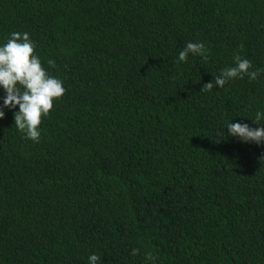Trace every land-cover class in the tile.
<instances>
[{
  "label": "trees",
  "instance_id": "trees-1",
  "mask_svg": "<svg viewBox=\"0 0 264 264\" xmlns=\"http://www.w3.org/2000/svg\"><path fill=\"white\" fill-rule=\"evenodd\" d=\"M12 32L66 91L38 143L0 119V264H264V144L226 129L257 127L264 74L201 91L264 69V0H0Z\"/></svg>",
  "mask_w": 264,
  "mask_h": 264
},
{
  "label": "clouds",
  "instance_id": "clouds-1",
  "mask_svg": "<svg viewBox=\"0 0 264 264\" xmlns=\"http://www.w3.org/2000/svg\"><path fill=\"white\" fill-rule=\"evenodd\" d=\"M36 45L27 32H12L6 43L0 44V119L5 116L4 109L14 111V124L24 137L33 142H39L42 118L47 117L54 107V101L62 98L66 89L63 81L43 67L41 58L36 54ZM189 56H199L208 59V49L202 42H188L178 54V62H186ZM49 67L55 66V61L48 60ZM264 69L252 70V62L240 55L233 57V64L222 69L214 83L203 85L201 91H211L214 87L223 88L226 83L235 79L257 80ZM18 107V110H16ZM250 120V119H249ZM251 121L257 127L247 123L227 124V136L236 138L241 143L264 144V110H256ZM219 134H224L219 132ZM139 249H133L136 255ZM88 264H101V257L95 253L87 257ZM145 264H155V257L145 253Z\"/></svg>",
  "mask_w": 264,
  "mask_h": 264
}]
</instances>
